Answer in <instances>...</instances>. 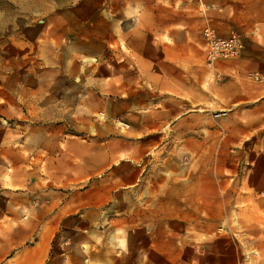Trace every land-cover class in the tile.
Wrapping results in <instances>:
<instances>
[{
	"label": "crops",
	"instance_id": "obj_1",
	"mask_svg": "<svg viewBox=\"0 0 264 264\" xmlns=\"http://www.w3.org/2000/svg\"><path fill=\"white\" fill-rule=\"evenodd\" d=\"M206 27L238 33L240 55L208 64ZM23 38L0 96L9 114L91 129L104 106L126 128L39 139L9 128L0 143L25 148L0 153V264H105L112 225L143 224L175 199L205 225L230 212L264 223V0H78Z\"/></svg>",
	"mask_w": 264,
	"mask_h": 264
},
{
	"label": "rangeland",
	"instance_id": "obj_2",
	"mask_svg": "<svg viewBox=\"0 0 264 264\" xmlns=\"http://www.w3.org/2000/svg\"><path fill=\"white\" fill-rule=\"evenodd\" d=\"M77 2L78 0H0V96L1 91L7 88L8 78H13V67L16 65L18 68V62L19 65L23 63L17 60L14 64L13 59L19 57L22 59L24 34L27 31L39 30L43 24L44 15L56 4L69 8L75 6ZM259 5L257 4L256 7ZM231 34L242 38L236 32ZM81 67V71L84 72L87 66L81 64ZM88 67L96 73L104 71L99 63ZM35 68L29 67L26 72H41L37 70L38 67ZM7 108L8 106L3 104L0 98V140L8 136L9 128L14 127L17 138L31 136L38 139L64 135L86 138L88 134L102 138L118 137L120 136L119 128L121 126L126 128L125 124L119 121L118 114L106 112L104 106H97L103 111L96 112V126L91 129L82 127L62 129L54 122L44 123L41 126L39 121L31 122L29 120L31 115L25 111L18 110L16 113L9 114ZM84 117L85 114H79V120L75 124L82 125L84 122H78L84 120ZM28 122L31 123V128L21 127L23 123ZM16 141L18 142V139ZM9 147L17 150L25 148L18 143L9 146L1 142L0 153L7 152ZM174 204L176 208L173 209L161 208L149 212L144 210L143 224H137L134 220L129 225H112L111 253L107 254L105 264H264V223L246 222L244 219L236 218L230 212L227 218L218 220V224L209 222L205 225L201 223L199 209L178 208L179 202L176 199ZM153 211L158 212L162 218L165 215L172 217L163 219L162 224H157L156 219L152 218ZM189 212H192V218L186 216L187 218L183 219L184 213ZM170 220L172 224L166 222ZM97 227L103 230L108 226ZM205 237L212 240L213 250L207 251L205 245L203 246L205 252L203 251L199 240ZM154 244L157 245L155 250H153ZM67 246L64 245L65 251ZM81 248L85 256H88L91 250L99 251V245H96L97 250L89 249L87 244H83ZM86 264L94 263L87 259ZM96 264L99 263L96 262Z\"/></svg>",
	"mask_w": 264,
	"mask_h": 264
},
{
	"label": "built area",
	"instance_id": "obj_3",
	"mask_svg": "<svg viewBox=\"0 0 264 264\" xmlns=\"http://www.w3.org/2000/svg\"><path fill=\"white\" fill-rule=\"evenodd\" d=\"M202 38L205 44L204 57L208 64H213L217 59L236 58L243 49L242 41L236 34L220 37L213 29L206 27L202 30Z\"/></svg>",
	"mask_w": 264,
	"mask_h": 264
}]
</instances>
